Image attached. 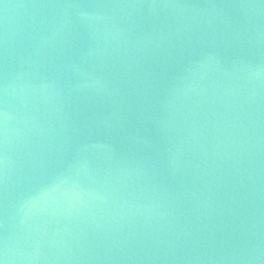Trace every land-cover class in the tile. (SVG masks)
<instances>
[{
  "label": "water",
  "instance_id": "water-1",
  "mask_svg": "<svg viewBox=\"0 0 264 264\" xmlns=\"http://www.w3.org/2000/svg\"><path fill=\"white\" fill-rule=\"evenodd\" d=\"M2 264H264V0H0Z\"/></svg>",
  "mask_w": 264,
  "mask_h": 264
},
{
  "label": "snow or ice",
  "instance_id": "snow-or-ice-1",
  "mask_svg": "<svg viewBox=\"0 0 264 264\" xmlns=\"http://www.w3.org/2000/svg\"><path fill=\"white\" fill-rule=\"evenodd\" d=\"M0 264H2V262H0Z\"/></svg>",
  "mask_w": 264,
  "mask_h": 264
}]
</instances>
